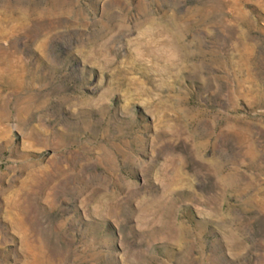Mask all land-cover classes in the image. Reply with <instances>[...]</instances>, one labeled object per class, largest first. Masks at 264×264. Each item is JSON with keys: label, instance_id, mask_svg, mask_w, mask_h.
<instances>
[{"label": "rangeland", "instance_id": "obj_1", "mask_svg": "<svg viewBox=\"0 0 264 264\" xmlns=\"http://www.w3.org/2000/svg\"><path fill=\"white\" fill-rule=\"evenodd\" d=\"M0 264H264V0H0Z\"/></svg>", "mask_w": 264, "mask_h": 264}]
</instances>
